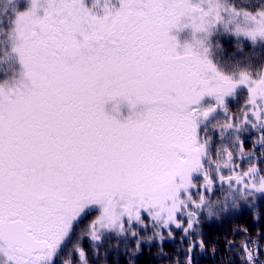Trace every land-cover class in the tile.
<instances>
[{"label": "snow or ice", "instance_id": "1", "mask_svg": "<svg viewBox=\"0 0 264 264\" xmlns=\"http://www.w3.org/2000/svg\"><path fill=\"white\" fill-rule=\"evenodd\" d=\"M7 0L0 12V264H54L75 225L95 212L87 234L151 242L193 237L215 182L234 200L264 196V168L237 171L241 132L264 149V65L227 72L211 59L218 31L264 44V0ZM182 36L184 38H182ZM245 89L237 114L227 100ZM121 98L123 122L105 112ZM233 139L210 151L209 121ZM213 131L216 128L213 127ZM260 160L264 161V152ZM229 164L227 177L222 174ZM201 183H197V178ZM196 193H201L198 200ZM185 224L187 225L185 227ZM243 246L246 264H259ZM257 251H260L257 244ZM85 254L77 247L69 254ZM67 264V262H65Z\"/></svg>", "mask_w": 264, "mask_h": 264}, {"label": "trees", "instance_id": "2", "mask_svg": "<svg viewBox=\"0 0 264 264\" xmlns=\"http://www.w3.org/2000/svg\"><path fill=\"white\" fill-rule=\"evenodd\" d=\"M227 42L229 46L221 48V51H223V57L229 54L232 66L237 72L245 69L255 72L261 65H264V44L251 46L247 43L240 48H234L230 43L232 41ZM238 52H242L244 57L240 58ZM237 93H239L237 101L230 103L227 107L229 114H237L247 97L245 89ZM229 122L224 113L220 112L209 121L208 134L212 139L210 151L214 159L217 147H226L233 139L228 133H225L223 138L219 135L220 126ZM213 127L216 131L212 130ZM240 136L243 139L245 156L249 153L253 156L251 160H241L238 157L239 150H234L237 157L235 162L240 164L237 171L245 170L253 163L259 168H264V161L260 160L264 149L253 144L257 132L248 130L241 132ZM231 168L232 164H229L227 169H223L222 174L227 177ZM196 182L201 183V178L198 177ZM231 192L232 190L226 183L221 184L217 180L212 191L205 194V199L213 207V215L207 214L206 207L200 210L199 225L196 228L197 235L194 238L197 240L202 238L205 243L203 248H195L192 254L193 264H246L247 253L243 248L245 241H249L247 247L259 264H264V196L254 193L250 199L234 200ZM200 194L196 193L197 200ZM92 219L93 216H84L75 225L73 236L63 247L64 255L55 258L54 260L57 261L55 264H65V262L81 264L78 252L69 254L70 248L73 247L84 252L83 264H184L185 250L189 247V241L193 239L191 235L187 239L182 238V230L173 228L174 238H168L165 233L163 243L158 238L151 242L148 241L147 238L153 235L151 230L141 232L140 238L144 242L138 251L135 241L128 236L104 234L99 242L93 243L87 234V228ZM216 226H220L219 231L216 230ZM257 244L260 251H257ZM151 250L152 253H149ZM145 251L146 255H144ZM247 264H252V262L248 261Z\"/></svg>", "mask_w": 264, "mask_h": 264}, {"label": "rangeland", "instance_id": "3", "mask_svg": "<svg viewBox=\"0 0 264 264\" xmlns=\"http://www.w3.org/2000/svg\"><path fill=\"white\" fill-rule=\"evenodd\" d=\"M4 1L3 4H1V2ZM23 2V0H21ZM91 2V0H90ZM7 1L5 0H0V12H2L4 10V7L6 5ZM234 3H236L238 6L242 7L244 10H249V9H256L257 8V0H234ZM182 38H184L182 36ZM211 59H213V61L216 63V61H221L222 66H224V60L222 58H225V60L228 58H226L228 55L225 54V57H223V51H221V48H226L228 44L227 41H232L230 43H232L234 48H240L241 46L246 45L247 43L249 45H251L249 42L244 41V40H239L237 38H234L231 35L225 34L222 30L216 32L211 38ZM245 43V44H244ZM253 46V45H251ZM213 49V51H212ZM239 53V57L242 58L244 57L243 53L238 52ZM215 55V58L214 56ZM230 64V63H229ZM237 96L230 98V103L232 104V102H236L237 101ZM139 112L140 111V107L137 106L136 109H130L128 104L123 103V102H119L117 104H115V107L113 108V114L120 117L122 120H125L126 118H128L130 115H132L133 112ZM221 114L222 111H220ZM96 213L94 212L91 213V215H86V216H95ZM218 229V231L220 230V226H216V230ZM149 253H152V250L149 251ZM146 251L145 254L146 255ZM149 255V254H148ZM151 255V254H150ZM117 261V260H116Z\"/></svg>", "mask_w": 264, "mask_h": 264}, {"label": "flooded vegetation", "instance_id": "4", "mask_svg": "<svg viewBox=\"0 0 264 264\" xmlns=\"http://www.w3.org/2000/svg\"><path fill=\"white\" fill-rule=\"evenodd\" d=\"M6 1V0H5ZM16 2L17 3H22V1L21 0H16ZM4 3V1H2L1 2V4H3ZM229 45L227 44V47H228ZM212 51H213V49H212ZM214 52V51H213ZM228 56L226 57V58H228V57H230L229 56V54H227ZM214 56V55H213ZM214 58H215V56H214ZM223 60H224V66H222V64H221V61H216V63L218 64V65H220L221 67H223L224 68V70L225 71H227V72H229V73H231V72H237L236 71V69L232 66V61L230 60V58H228V60L226 59L225 60V58H222ZM230 63V64H229ZM240 91H241V89H240ZM236 96H239V93H237L236 94ZM119 102H123V103H126L127 104V101L126 100H123V99H121V98H117L115 101H109V102H106V104L104 105V109H105V112L108 114V115H111V116H113V117H115L116 119H118V120H120L121 122H123L124 120H122L120 117H118V116H116V115H114L113 114V108L115 107V104H117V103H119ZM229 105H230V99H228L227 100V107H229ZM139 106V105H138ZM140 108H141V106H139ZM218 112H220V111H218ZM217 112V113H218ZM215 116H216V113L214 114V118H215ZM94 213V212H93ZM72 236H73V234H72ZM81 250V249H80ZM63 256L64 255V251H63V249L60 251V253L55 257V258H58V257H60V256ZM54 258V259H55ZM57 261L56 260H54V264L56 263Z\"/></svg>", "mask_w": 264, "mask_h": 264}]
</instances>
